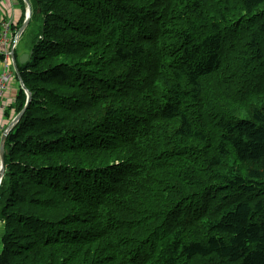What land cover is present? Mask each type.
Instances as JSON below:
<instances>
[{
	"label": "trees",
	"instance_id": "1",
	"mask_svg": "<svg viewBox=\"0 0 264 264\" xmlns=\"http://www.w3.org/2000/svg\"><path fill=\"white\" fill-rule=\"evenodd\" d=\"M29 1L0 264H74L86 243L99 264H264V0Z\"/></svg>",
	"mask_w": 264,
	"mask_h": 264
},
{
	"label": "rangeland",
	"instance_id": "2",
	"mask_svg": "<svg viewBox=\"0 0 264 264\" xmlns=\"http://www.w3.org/2000/svg\"><path fill=\"white\" fill-rule=\"evenodd\" d=\"M15 9H23L21 6V0H0V20H2V23H4L6 27H10L5 32H3L2 35L0 36V42L4 41L6 43V47H7L4 50L5 51L3 54L4 57L8 56L12 38L15 37L13 35V33L16 29H18L20 27L22 20H23L21 17H19L15 14ZM12 22L13 23L16 22V24L14 26H12L11 24L8 25L9 23H12ZM16 25L18 28L15 27ZM25 31H24V33H25ZM39 31H40V29H39ZM39 31H37V32H39ZM54 39L61 40V39H57V38H54ZM26 42L27 41L24 37L20 38V40L18 42L19 46L17 48L20 53L27 52V54H29L28 49L30 48V45H29V43H26ZM0 51H1V49H0ZM55 60H56L55 58L48 59L47 65L53 64L55 62ZM0 64L3 65V59H2V61H0ZM11 67H12L11 60H9V64L4 65V68H6L8 74L11 71ZM9 78H10V76H8L6 79L8 80ZM3 83L5 84V88H4V90H2L0 92V94H1V96H0V138H1L3 131L8 129L9 125L12 123V121L15 119V117L20 113V112L16 111V108L14 107V105L7 107V105L10 104L11 100L14 97V87H17L16 92L19 89V85H20L19 80L16 77L12 76L9 81H4ZM55 87L56 86H54V85H49L48 90L51 91V89H55ZM60 92H62V91H60V90L57 91V93H60ZM17 94H18V92H17ZM259 100H260V97L255 98L254 100L251 101L249 107H245V108H238V107H235V106L230 105L228 103H224V105H225L224 110L226 109V105H228L230 107V110H228L229 113H231L235 117H243V116H246L247 113L250 112L251 107L254 104H256ZM29 102H28V104H29ZM14 103H15V101H14ZM25 103H26V98H25ZM4 110H5V114H2L1 111H4ZM71 118L72 119L77 118V121L73 125V127L75 129H77L76 132L80 131V130H83V131H81L82 133L87 132L85 129L87 127H89V125L85 126V122L78 117H71ZM190 123H192V122H190ZM192 125H194V124L192 123ZM10 130H8V132ZM78 133H80V132H78ZM72 134H75V133H72ZM80 155L83 156L85 159V162L79 163L80 166H84V167L89 168V169L99 168V167H107V166L113 167L116 164L121 165V164H124L126 161H128V159L130 158V155H131V149H128L127 147L123 146L122 150H113V151L107 150L104 152L91 151L88 156H86L85 154H81V153H80ZM80 155H78V156H80ZM78 159L79 158L76 157V161H75L76 164H77ZM193 165H194V167L198 165L199 172L202 171L201 173H203L204 168L201 169V167H205L204 162L203 163L200 162V159H199V162H197L196 164H193ZM238 167L240 168V166H238ZM181 172L183 173V170H181ZM171 179L176 180V181H172L174 185L178 184L180 181V178L175 177V176L171 177ZM80 210H81V208H79L78 210H74V211L79 212ZM69 212H67V214ZM46 214H47V216L53 218L52 220L48 219L49 221H52V222L58 223L60 220L65 219V216H64L62 219L58 220V216L56 214H54V212L52 210H49L48 213H46ZM67 214H65V215H67ZM69 214H71V213H69ZM4 227H5V221H4V219L0 218V234H1L2 230L4 229ZM67 227L68 228L73 227L76 230H87L89 226H87L86 224H82V223L71 222V224H68ZM86 244L87 245H85L84 247L79 248V249H78V247L72 248L73 251L78 250L77 253L79 254V256H76L74 264H77V262H81V264H99V261H97V259L99 256H101V254L96 250V248L91 249L92 250L91 255H89L88 250H87V248H90L91 245H93L95 243H92V244L86 243ZM1 250H2V243H1V238H0V252H1ZM86 251H87V253H86ZM67 257H69V255H67ZM22 262H25L27 264L32 263L31 261H24L23 259H22Z\"/></svg>",
	"mask_w": 264,
	"mask_h": 264
},
{
	"label": "water",
	"instance_id": "3",
	"mask_svg": "<svg viewBox=\"0 0 264 264\" xmlns=\"http://www.w3.org/2000/svg\"><path fill=\"white\" fill-rule=\"evenodd\" d=\"M26 3H27V16H26V20L24 21L23 25L21 26V32L24 30V28L27 26L28 22H29V18H30V15H31V6L29 4V1L28 0H24ZM26 59H27V54H24L22 56L19 57L18 61L20 63H25L26 62ZM15 68H16V64H15ZM16 71L18 73V70L16 68ZM19 79H20V83H21V86H22V89L25 91L26 93V103H25V106L23 107V109L20 111V113L15 117V119L12 121V123L9 125L8 129L5 130L2 135H1V139H0V180L2 178V175L5 171V163H4V155H5V141H6V138H7V134H8V130H10L17 122L18 120L20 119V117L23 115L25 109H26V106L28 104V102L30 101V97H31V93L29 92V90L26 89L25 85L23 84V81L22 79L20 78L19 76Z\"/></svg>",
	"mask_w": 264,
	"mask_h": 264
},
{
	"label": "built area",
	"instance_id": "4",
	"mask_svg": "<svg viewBox=\"0 0 264 264\" xmlns=\"http://www.w3.org/2000/svg\"><path fill=\"white\" fill-rule=\"evenodd\" d=\"M4 79H6V77H5ZM4 88H5V85H4V84H0V92H1L2 90H4ZM0 96H1V94H0Z\"/></svg>",
	"mask_w": 264,
	"mask_h": 264
},
{
	"label": "bare ground",
	"instance_id": "5",
	"mask_svg": "<svg viewBox=\"0 0 264 264\" xmlns=\"http://www.w3.org/2000/svg\"><path fill=\"white\" fill-rule=\"evenodd\" d=\"M18 28V27H17ZM21 27L19 29H16V33H20L21 32Z\"/></svg>",
	"mask_w": 264,
	"mask_h": 264
},
{
	"label": "crops",
	"instance_id": "6",
	"mask_svg": "<svg viewBox=\"0 0 264 264\" xmlns=\"http://www.w3.org/2000/svg\"><path fill=\"white\" fill-rule=\"evenodd\" d=\"M0 68H1V65H0Z\"/></svg>",
	"mask_w": 264,
	"mask_h": 264
}]
</instances>
